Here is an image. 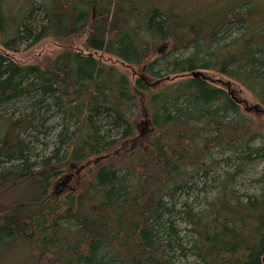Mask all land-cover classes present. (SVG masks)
Segmentation results:
<instances>
[{
    "label": "trees",
    "instance_id": "1",
    "mask_svg": "<svg viewBox=\"0 0 264 264\" xmlns=\"http://www.w3.org/2000/svg\"><path fill=\"white\" fill-rule=\"evenodd\" d=\"M166 2L0 0V264H264V169L257 193L233 186L264 158L262 128L234 95L242 87L257 103L247 111L264 114V8L202 16ZM232 24L241 32L221 40ZM45 38L80 45L45 65L10 55ZM157 45L189 53L170 60ZM94 52L141 74L132 83ZM221 162L235 173L204 207L182 199Z\"/></svg>",
    "mask_w": 264,
    "mask_h": 264
},
{
    "label": "rangeland",
    "instance_id": "2",
    "mask_svg": "<svg viewBox=\"0 0 264 264\" xmlns=\"http://www.w3.org/2000/svg\"><path fill=\"white\" fill-rule=\"evenodd\" d=\"M166 1H174L179 5L178 10L185 14L189 13H195L197 15H205L208 16L210 12L216 11L218 9L222 10L227 7H232V5L238 4L240 0H161V4H164L166 6ZM250 4H253L258 11L256 14L260 16L261 10L264 8V0H249ZM174 2H169L175 4ZM176 5V6H177ZM262 8V9H261ZM194 14V15H195ZM235 26L234 24L229 26V29L227 31V34H220L219 37H221V40H227L231 36L237 35L240 30L242 29L241 26ZM224 35V36H223ZM223 37V38H222ZM220 39V38H219ZM71 42L69 41H59L56 39L52 38H45L41 42L37 43L36 45L32 47L26 48L25 44L20 46L19 50L17 52L10 53V55L15 59V61L22 63V64H40V65H45L50 61V59H53L56 54L60 53L63 50L66 49H75L78 50L79 48V42L74 40L72 43L73 45H70ZM158 51L159 54H163V56H167L168 59L172 60L174 57L177 56H186L189 51H184V52H177V53H167V51L162 48V46H158ZM96 58L105 64H112L116 65L119 70L124 72L129 80L134 83L135 80L140 76V70L138 67L135 66H125L123 62H121L119 59L108 55L104 52H94L93 53ZM160 68V65L157 64L156 67ZM202 73V75L205 77V79L209 80L210 83L214 85L222 84V82L228 81L224 76L214 72V71H206V70H197ZM160 75L162 77L164 76H170L173 77L174 75L169 73L168 71L163 70L160 68ZM178 79H172L167 83H174ZM167 85V84H164ZM165 86H158L151 89L154 93L159 92V90L163 91ZM236 87V86H235ZM160 91V92H161ZM234 95L235 97L241 101L240 104V110L246 115L249 116L253 119L254 123L257 125V127L262 128L261 133L264 137V114L261 113H254L250 110L247 111L248 105L250 107L256 105L257 103L252 99V96L242 87L237 86L234 90ZM19 107V106H16ZM148 108V107H147ZM11 111L15 113L17 116L19 114V110L16 109H9L7 110L6 115L9 116L11 114ZM149 111V110H148ZM143 116V115H142ZM143 121H145V118L141 119L136 123V125H140ZM58 122L57 118H51L50 123L56 124ZM143 126V125H142ZM142 126L140 128H142ZM61 129L60 125H56L54 129L49 133L47 137L39 136L42 140V142H47V147L39 145L37 148V152L40 153V149L44 150L45 154H48L54 144H55V136L58 133V131ZM137 137L140 136V130L137 128L136 130ZM260 139L256 140L254 145H258ZM124 151L123 153H130V143H127L124 145ZM120 153V152H119ZM121 156H123L121 154ZM120 156V157H121ZM215 156H217L215 154ZM219 159H221V156H217ZM101 162H95L99 163ZM92 163V164H95ZM96 165V164H95ZM93 165V166H95ZM234 165L232 163L225 164V162H221L219 166H216L213 168V170L208 174V179L203 180L205 182V185H203L202 180L200 179L199 181L197 180L198 184L196 189L190 192V194H185L183 196V200L187 199L189 203L193 205V207L200 209L205 206V201L210 200L214 197L216 194V191L218 190V187L223 180L224 176L227 175L229 172H234ZM264 169V158L257 159L253 161L252 163H248L245 166L242 167V169L236 173L234 177V182L233 186L238 191L239 193H244V194H251V193H257L259 191V183L257 181L258 177L262 173ZM235 173V172H234ZM210 175V177H209ZM22 188H19L17 192H20L19 190ZM197 195V197H195ZM56 199H59V194L55 196ZM183 264H195L194 260L192 258H188Z\"/></svg>",
    "mask_w": 264,
    "mask_h": 264
},
{
    "label": "water",
    "instance_id": "3",
    "mask_svg": "<svg viewBox=\"0 0 264 264\" xmlns=\"http://www.w3.org/2000/svg\"><path fill=\"white\" fill-rule=\"evenodd\" d=\"M191 75H192L193 77L200 76V77L205 78V77L202 75V73H201L200 71L192 72ZM254 107H255V106H254Z\"/></svg>",
    "mask_w": 264,
    "mask_h": 264
}]
</instances>
